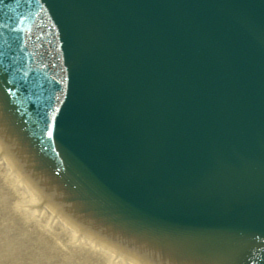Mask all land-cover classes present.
<instances>
[{"label":"water","instance_id":"1","mask_svg":"<svg viewBox=\"0 0 264 264\" xmlns=\"http://www.w3.org/2000/svg\"><path fill=\"white\" fill-rule=\"evenodd\" d=\"M0 46V144L45 204L149 264L264 258V0H0ZM30 93L147 213L56 154Z\"/></svg>","mask_w":264,"mask_h":264},{"label":"bare ground","instance_id":"2","mask_svg":"<svg viewBox=\"0 0 264 264\" xmlns=\"http://www.w3.org/2000/svg\"><path fill=\"white\" fill-rule=\"evenodd\" d=\"M12 193L15 194L14 198L9 197ZM27 202L34 208H26ZM14 208L20 209L24 216L31 221L38 218L36 224L29 223L28 228H23L24 231L21 232L30 236H32L31 233H35V238H42L44 242L49 240L46 245L61 251V254L65 255L62 258L63 260L73 261L74 257L71 252L65 250H68L67 248L74 249L72 244H77V252L90 249V254L97 257L94 259L90 256L95 261V264H149L133 253L85 232L76 224L63 218L52 207L45 203L43 204L41 196L22 173L18 171L14 162L7 156L0 145V212L3 213V218L9 215L18 218L20 214L15 212ZM47 219L52 221L51 224L48 223ZM45 233H48L51 239L45 237ZM35 238L32 239L36 240ZM85 248L87 249L84 250ZM78 264L87 263L78 262Z\"/></svg>","mask_w":264,"mask_h":264},{"label":"rangeland","instance_id":"3","mask_svg":"<svg viewBox=\"0 0 264 264\" xmlns=\"http://www.w3.org/2000/svg\"><path fill=\"white\" fill-rule=\"evenodd\" d=\"M12 194H10V198H14L15 194ZM25 207L34 208L29 202L26 203ZM13 210L20 214L18 218L13 215L3 218V213L0 212V264H78V262L95 264V261L91 257L94 259L97 257L90 254V249H84H87L89 252L87 250V252L82 250V252H77V244H72L74 249L67 248L68 250H65L71 252L74 257L73 261L63 260L62 258L65 255L61 254V251L46 245L49 243V240L44 242L42 238H35V233H31L32 236H30L21 232L28 228L29 223L36 224L38 218L33 219L32 222L24 216L20 209L14 208ZM47 221L50 224L52 222L49 219ZM45 234V237L51 239L48 233Z\"/></svg>","mask_w":264,"mask_h":264},{"label":"snow or ice","instance_id":"4","mask_svg":"<svg viewBox=\"0 0 264 264\" xmlns=\"http://www.w3.org/2000/svg\"><path fill=\"white\" fill-rule=\"evenodd\" d=\"M2 67H3V66H2V65H0V68H2ZM4 70H6V69H4ZM8 91H9V92H11V91H12L11 87H9V88H8ZM49 134H50V133H49Z\"/></svg>","mask_w":264,"mask_h":264}]
</instances>
